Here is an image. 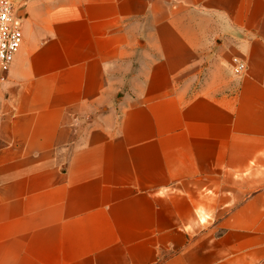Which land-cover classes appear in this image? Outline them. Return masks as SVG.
<instances>
[{
  "label": "crops",
  "instance_id": "0c3cea01",
  "mask_svg": "<svg viewBox=\"0 0 264 264\" xmlns=\"http://www.w3.org/2000/svg\"><path fill=\"white\" fill-rule=\"evenodd\" d=\"M14 2L0 264H264V0Z\"/></svg>",
  "mask_w": 264,
  "mask_h": 264
},
{
  "label": "built area",
  "instance_id": "2783aa9c",
  "mask_svg": "<svg viewBox=\"0 0 264 264\" xmlns=\"http://www.w3.org/2000/svg\"><path fill=\"white\" fill-rule=\"evenodd\" d=\"M14 0H0V70L7 69L13 55L22 42L20 20ZM232 70L235 73L244 68V63L231 58Z\"/></svg>",
  "mask_w": 264,
  "mask_h": 264
},
{
  "label": "rangeland",
  "instance_id": "374dc122",
  "mask_svg": "<svg viewBox=\"0 0 264 264\" xmlns=\"http://www.w3.org/2000/svg\"><path fill=\"white\" fill-rule=\"evenodd\" d=\"M15 6L17 7V14H18V16H19V20H20V18H21V17H20V14H19V12H20L19 9H20V7H19L18 5H16V4H15ZM20 29H21V28H20Z\"/></svg>",
  "mask_w": 264,
  "mask_h": 264
}]
</instances>
